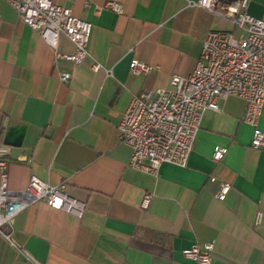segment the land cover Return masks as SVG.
Wrapping results in <instances>:
<instances>
[{
	"label": "crops",
	"instance_id": "0c3cea01",
	"mask_svg": "<svg viewBox=\"0 0 264 264\" xmlns=\"http://www.w3.org/2000/svg\"><path fill=\"white\" fill-rule=\"evenodd\" d=\"M246 1L247 14L264 23V0ZM53 2L91 25L88 57L78 66L56 60L0 0V145L9 149L10 192L35 177L63 185L84 211L77 217L36 204L4 232L37 264H194L182 252L195 244L213 246V264H264V150L250 148L242 99L227 97L218 113L206 112L186 166L163 165L157 177L128 168L131 152L117 131L132 97L192 73L209 32L236 31L181 0ZM106 2L119 3L122 15L94 17ZM57 51L73 52L65 42ZM132 60L157 70L133 76ZM257 127L264 132V105ZM215 148L226 150L217 164ZM222 184L230 191L217 201ZM23 261L0 237V264Z\"/></svg>",
	"mask_w": 264,
	"mask_h": 264
},
{
	"label": "built area",
	"instance_id": "2783aa9c",
	"mask_svg": "<svg viewBox=\"0 0 264 264\" xmlns=\"http://www.w3.org/2000/svg\"><path fill=\"white\" fill-rule=\"evenodd\" d=\"M12 7L22 23L35 32L45 45L55 51V59L74 66L87 57L91 25L77 19L72 12L53 0H1ZM65 1V0H59ZM187 7L199 8L229 24L239 32L237 38L228 32H209L192 73L186 78L172 77L169 89L144 92L132 97L117 127L119 143L127 147L131 156L128 168L157 177L163 165L184 168L193 151L201 120L206 112H219V102L237 97L245 102L242 122L252 129L250 148L264 150V132L257 124L264 105V23L247 14L246 0H181ZM102 11L122 15V6L106 2L96 8L93 16ZM72 47V54L58 53V44ZM101 67L93 66L95 72ZM155 67L137 60L129 64L133 76L146 77L156 72ZM70 77L61 75L60 83L67 85ZM9 149L0 145V237L8 243L23 264H37L11 237L5 233L11 221L36 204L80 217L84 205L70 199L65 187H51L31 177L24 191L14 193L7 188ZM226 150L215 148L211 161L220 163ZM230 191L220 185L215 199L223 201ZM149 197H144L141 208L146 209ZM262 218L257 215V222ZM213 246L195 244L182 252V257L194 264H213Z\"/></svg>",
	"mask_w": 264,
	"mask_h": 264
},
{
	"label": "rangeland",
	"instance_id": "374dc122",
	"mask_svg": "<svg viewBox=\"0 0 264 264\" xmlns=\"http://www.w3.org/2000/svg\"><path fill=\"white\" fill-rule=\"evenodd\" d=\"M238 35H239V32H237V31H236V33H235V35H234V36H235V38H237V37H238Z\"/></svg>",
	"mask_w": 264,
	"mask_h": 264
}]
</instances>
